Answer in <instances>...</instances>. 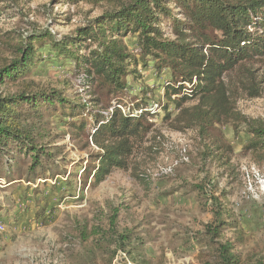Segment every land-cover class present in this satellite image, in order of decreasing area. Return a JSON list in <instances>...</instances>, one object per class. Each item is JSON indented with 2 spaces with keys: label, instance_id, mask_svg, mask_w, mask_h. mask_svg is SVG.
Segmentation results:
<instances>
[{
  "label": "trees",
  "instance_id": "16d2710c",
  "mask_svg": "<svg viewBox=\"0 0 264 264\" xmlns=\"http://www.w3.org/2000/svg\"><path fill=\"white\" fill-rule=\"evenodd\" d=\"M128 37L133 46L126 42ZM45 50L47 57L42 58ZM14 53L9 64L0 66V85L20 84L16 92L0 94V179L8 185L24 177L34 183L67 173L69 162L49 130L54 122L69 129L72 142L83 143L82 151L91 145L97 149L82 169L85 182L91 179V185L99 186L115 171H127L159 115L150 111L149 92L144 88L137 92L134 85L149 83L145 77L149 69L153 85L164 91L163 120L174 123L176 131L195 130L205 159H223L229 151L217 128L224 124H232L236 135L244 126L245 149L264 153V120L247 118L237 110L226 81L237 69L264 62V0H117L112 9L71 35L59 40L49 30L34 32ZM57 61L79 79L89 100L77 94L70 99L63 90L33 91L25 86L24 80L42 72L39 67ZM245 89L255 92L252 98L260 97V86L251 74ZM70 176L63 182L67 191L72 188ZM50 188L52 194H60L56 184ZM208 188L196 187L215 200L218 224L205 226L212 244L223 231L224 212ZM117 214L107 231L99 229L93 235L96 239L70 252V264H99L106 257L111 264L118 252L109 248L117 240L119 249L126 251L131 237L116 231ZM80 235L86 242L91 239L86 229ZM232 250L229 243L219 244L211 264H240ZM255 264H264V258Z\"/></svg>",
  "mask_w": 264,
  "mask_h": 264
},
{
  "label": "rangeland",
  "instance_id": "374dc122",
  "mask_svg": "<svg viewBox=\"0 0 264 264\" xmlns=\"http://www.w3.org/2000/svg\"><path fill=\"white\" fill-rule=\"evenodd\" d=\"M116 2L0 0V66L16 57L14 50L27 35L49 30L60 40L88 26ZM126 42L134 45L130 37ZM47 52H40L41 57H47ZM60 62L39 67L42 72L24 80L25 86L29 84L33 91L63 90L70 99L77 94L83 101L89 100L79 79L67 74ZM250 74L260 86V97L252 98L255 92L245 89ZM145 77L149 83L134 84L137 92L144 88L150 102L165 104L163 89L152 83L151 69ZM226 81L237 110L247 118L264 120V62L239 68ZM19 87L0 85V94L16 92ZM161 113L153 119L152 133L137 149L129 169L115 171L99 186L81 177L88 155L97 149L91 145L82 151L83 143L72 142L67 127L50 123L51 134L58 137L54 142L63 148L69 162L67 173L34 183L24 177L8 185L0 179V264H70V252L96 239L93 235L99 229L107 231L115 211L116 231L130 233L131 240H126L129 254L119 249L118 240L109 248L118 252L111 264H211L219 244L226 243L232 245L240 264L263 259L264 153L256 155L245 149L244 126L236 135L232 124H224L217 128L229 151L223 159H205L198 133L174 130V123L165 122ZM68 174L69 191L63 187ZM54 184L60 194L51 193ZM202 185L211 187L208 189L224 212L223 231L212 244L205 226L218 224L213 213L216 204L210 193L203 195L196 189ZM3 215L6 217L1 218ZM85 229L91 238L87 242L80 235ZM99 264H109L108 258Z\"/></svg>",
  "mask_w": 264,
  "mask_h": 264
},
{
  "label": "built area",
  "instance_id": "2783aa9c",
  "mask_svg": "<svg viewBox=\"0 0 264 264\" xmlns=\"http://www.w3.org/2000/svg\"><path fill=\"white\" fill-rule=\"evenodd\" d=\"M149 107H150V111L152 113H158L161 110L160 103H158V102L150 103ZM167 171H168V173H171L172 172V168H169Z\"/></svg>",
  "mask_w": 264,
  "mask_h": 264
},
{
  "label": "crops",
  "instance_id": "0c3cea01",
  "mask_svg": "<svg viewBox=\"0 0 264 264\" xmlns=\"http://www.w3.org/2000/svg\"><path fill=\"white\" fill-rule=\"evenodd\" d=\"M147 71H149V70H147Z\"/></svg>",
  "mask_w": 264,
  "mask_h": 264
}]
</instances>
